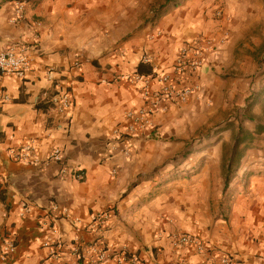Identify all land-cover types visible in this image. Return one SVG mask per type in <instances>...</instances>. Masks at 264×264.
Here are the masks:
<instances>
[{
    "label": "crops",
    "instance_id": "1",
    "mask_svg": "<svg viewBox=\"0 0 264 264\" xmlns=\"http://www.w3.org/2000/svg\"><path fill=\"white\" fill-rule=\"evenodd\" d=\"M25 1V19L13 23L15 0H0V52L15 46L31 56L25 77L0 72V95L10 97L0 104V264H88L92 256L74 253L76 239L115 254L104 264H127L118 259L123 250L145 264H223L227 255L264 264V123L249 117L255 62L245 61L243 21L232 16L241 0ZM205 38L218 53L178 80L200 88L167 103L156 128L115 141L129 112L146 104L143 84L122 75L173 74L180 50ZM150 86L161 87L157 79ZM62 90L72 101L65 112ZM241 127L255 140L239 145L227 183L224 159ZM30 142L34 160H16L11 152ZM55 148L61 161L51 158ZM104 211L111 219L94 229L92 216ZM178 232L200 236L206 252L176 247ZM48 237L65 243L58 257L43 245ZM8 240L16 251L3 260Z\"/></svg>",
    "mask_w": 264,
    "mask_h": 264
},
{
    "label": "built area",
    "instance_id": "2",
    "mask_svg": "<svg viewBox=\"0 0 264 264\" xmlns=\"http://www.w3.org/2000/svg\"><path fill=\"white\" fill-rule=\"evenodd\" d=\"M27 2L25 0H15V15L12 18L13 23H19L26 17ZM219 47L215 44L213 39H200L192 44L184 46L178 55L174 65V73H158L152 76H145L141 74L122 75V78L141 82L143 84L142 94L146 104L136 111L129 112L128 116L131 122L126 130L116 129L113 138L117 142L128 141L131 143L135 136L141 132L157 127L155 122V115L166 109L169 102H186L191 95L195 93L200 84L195 81L191 84L183 86L178 85V80L183 77H191L199 72V70L207 62L210 53L217 54ZM146 61H152L153 56L149 54L144 55ZM77 66L80 62L75 63ZM31 69V56L26 48H18L11 46L8 49L0 52V72L6 74H15L19 77H25ZM55 68L50 67L47 69V77L49 80L54 79ZM153 79H157L160 83V89L152 90L150 83ZM8 95H0V104L9 101ZM72 105L71 96L67 90H62L60 93L58 110L65 112L70 109ZM36 145L34 142L25 144L20 150H13L11 154L16 160L22 162H29L34 160ZM131 151V144L124 146L123 152L128 155ZM53 160L61 161L63 159V152L61 148H55L52 157ZM36 161V160H35ZM117 171L114 170V173ZM76 177L79 180H84L86 175L83 172H77ZM111 219V214L108 211L100 212L92 216L91 226L94 229H99L106 225ZM43 245L51 248L52 256L58 257V250L64 247L65 243L61 239L48 237ZM174 245L181 247L185 245L194 246L198 253L206 252V246L200 236L192 235L189 233L178 232L174 236ZM16 251V245L13 240L5 242L4 252L2 254L3 260H6L11 254ZM74 253L78 257L85 258L88 254L92 256L88 264H104L109 259L115 256L109 252L106 247L100 246L98 243H84L80 239H76L74 243ZM119 261L127 264H145L137 254H132L123 250L119 256ZM223 264H240L235 261L230 255L224 256L222 259ZM180 264H189L186 261ZM201 264V263H197Z\"/></svg>",
    "mask_w": 264,
    "mask_h": 264
},
{
    "label": "rangeland",
    "instance_id": "3",
    "mask_svg": "<svg viewBox=\"0 0 264 264\" xmlns=\"http://www.w3.org/2000/svg\"><path fill=\"white\" fill-rule=\"evenodd\" d=\"M237 2V13L243 21L240 34L239 49L243 50L245 61L250 64L252 82L247 89V99L256 100L255 106L249 110V116H254L264 123V0H241ZM234 14V15H233ZM235 16V17H236ZM249 66V64H248ZM252 111H255L252 113ZM253 123V122H252ZM182 160V157L178 161ZM185 172V171H184ZM189 174V173H188ZM192 175V174H190ZM191 176H188L190 178Z\"/></svg>",
    "mask_w": 264,
    "mask_h": 264
},
{
    "label": "trees",
    "instance_id": "4",
    "mask_svg": "<svg viewBox=\"0 0 264 264\" xmlns=\"http://www.w3.org/2000/svg\"><path fill=\"white\" fill-rule=\"evenodd\" d=\"M249 117L253 118V116H249ZM257 130L259 133L263 132L264 125H259ZM254 140H255L254 133L249 130L243 129L241 127L240 134L235 138L236 150H234L231 154H226L225 159H224L223 173L225 175V180L227 183H228V180L232 179L233 174L236 171L235 169L237 167L238 160L243 155V152H240L237 150L239 145L242 143H245L246 147H250V145L254 142Z\"/></svg>",
    "mask_w": 264,
    "mask_h": 264
}]
</instances>
